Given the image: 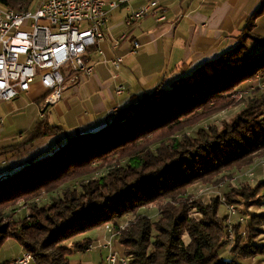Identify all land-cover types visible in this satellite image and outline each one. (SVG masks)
<instances>
[{"label": "trees", "instance_id": "trees-1", "mask_svg": "<svg viewBox=\"0 0 264 264\" xmlns=\"http://www.w3.org/2000/svg\"><path fill=\"white\" fill-rule=\"evenodd\" d=\"M32 1L0 4L27 11ZM262 16L264 5L219 58L169 86L160 83L111 114L102 128L67 136L49 154L28 157L1 179L0 250L14 238L35 264H70L73 249L66 244L111 225L110 231L120 233L114 242L130 264H242L264 258V245L257 243L264 235V214L248 211L249 203L264 198V179H258L260 169L255 183L242 176L264 159V91L259 86L264 84V38L255 33ZM244 91L248 95L240 98ZM238 107L229 120L212 122ZM41 119L5 154L64 133L45 114ZM196 184L222 185L221 196L206 205L189 194ZM152 205L158 209L153 217L126 222ZM227 206L237 211L231 224ZM90 243L73 245L85 252Z\"/></svg>", "mask_w": 264, "mask_h": 264}, {"label": "crops", "instance_id": "crops-1", "mask_svg": "<svg viewBox=\"0 0 264 264\" xmlns=\"http://www.w3.org/2000/svg\"><path fill=\"white\" fill-rule=\"evenodd\" d=\"M149 1L132 0L127 6L113 12L110 19L111 25L109 23L110 27L106 31L107 35L112 36L111 42L103 41L91 55L90 64L92 65L91 60L94 54H97L98 59L103 56L100 46L108 44L109 49L113 51L111 53L115 54L114 60L119 56L124 57L121 70L117 72L120 78L118 83H122L124 87L122 96L115 92L116 83L112 79L115 69L100 67L96 70L97 74H92V80L81 85L77 92L81 96L84 93H89L94 97L89 105L91 112L86 113L80 104L73 103L72 106H78L71 107V110L67 112H61L60 122L54 123L48 117L50 114H47L51 108L49 107L45 116L51 126H59L64 131L66 127L70 131H78V133L97 131L106 125L107 117L109 119L111 114L130 105L134 99L151 93L160 83L163 82L164 86H169L175 79L192 73L204 63L213 61L232 49L245 27L247 19L264 5V0H159L162 7L160 15L165 16L163 22H157V17H145L133 26L126 28L127 17ZM262 17L255 24V33L259 36L257 29L260 27ZM117 21L119 23L115 24ZM123 37L125 38L123 39ZM115 41L120 43V47L116 50L113 49ZM133 42L141 45L136 55L130 54ZM99 51L102 53L101 55ZM99 64L102 65L101 62ZM31 87L28 94L17 100L25 102L28 110L32 111L31 119L25 126L23 134L20 133L17 140L14 137H7L4 121L1 120L4 132L0 134V149H3L0 152V180L17 171L18 166L28 157L47 155L63 144L59 138L61 135L57 138L48 137L13 154H5L6 148L21 143L22 139L34 127L33 125L42 120L39 112H41L40 108L44 104V97L47 93L39 83H35ZM63 98L54 107L59 108L63 103ZM109 228L106 226V229ZM106 234V239H108L110 233H107V230ZM13 242H16L20 249L15 255L4 260L9 261L6 262L7 264H11L16 259H22L25 254L21 245L14 238L8 239L4 244L9 247L8 251L14 248ZM2 248L0 255H2ZM91 248L92 246L85 252H91ZM105 252L108 254L107 250ZM104 260L105 255L100 264H104ZM0 263L3 262L0 261ZM84 264L91 263L85 262Z\"/></svg>", "mask_w": 264, "mask_h": 264}, {"label": "built area", "instance_id": "built-area-1", "mask_svg": "<svg viewBox=\"0 0 264 264\" xmlns=\"http://www.w3.org/2000/svg\"><path fill=\"white\" fill-rule=\"evenodd\" d=\"M131 1L38 0L34 11H16L0 4V101L13 102L28 94L32 85L39 83L48 94L44 98L42 110L47 111L49 107L56 106L61 102L65 84L70 78L77 74H85L87 77L94 74V66L90 64L92 52L106 40L112 13ZM158 1L150 0L131 13L126 25L131 27L145 17H157V22H163L165 16L160 15L162 7ZM114 43L113 49L116 50L120 43ZM140 48L139 43L133 42L130 54L136 55ZM99 54L102 53L99 51ZM123 63L122 56L111 62V67L115 69L112 75L116 83L115 92L121 96L124 87L118 83L120 78L117 72ZM103 64L109 65V62L104 60ZM259 86L264 91V84L259 82ZM247 95L248 92L244 91L240 98ZM41 117H44V113ZM3 126L1 122L0 134L4 132ZM260 168H264V159L257 160L254 167L242 176L250 183H255V171ZM236 181L237 178H234L231 183L235 184ZM220 188L207 187L200 194L216 195L219 198ZM227 212L228 223L231 224V218L237 211L228 206ZM119 234L112 231L106 239L103 248L108 254L105 255L104 264H130L129 258L114 251L113 242ZM33 262V256L25 253L22 259H16L11 264Z\"/></svg>", "mask_w": 264, "mask_h": 264}, {"label": "rangeland", "instance_id": "rangeland-1", "mask_svg": "<svg viewBox=\"0 0 264 264\" xmlns=\"http://www.w3.org/2000/svg\"><path fill=\"white\" fill-rule=\"evenodd\" d=\"M37 1L38 0L32 1L31 7L29 10H32V11L35 10L34 7H36L35 4L37 3ZM124 6H127V5H124ZM124 6H121L120 8H122ZM111 18H112V16H111ZM137 22L138 21H136L135 23H137ZM118 23H119V21L115 22V24H118ZM110 25H111V23H110ZM110 25L108 26V28L110 27ZM259 26L260 27H258L257 32H258V34H260V37L264 38V17H262V20L260 21ZM126 28H129V26H127ZM109 31H111V29H109ZM111 38H112L111 35H107V34L105 35V39L108 40V43L111 42ZM115 40H118V39H115ZM100 47H101V50L103 52V56L102 57L99 56L100 59H98L97 54L96 55L94 54V57L91 60L92 65L95 67L94 74L98 73V71H96V70L100 67L105 68V69L111 68V62L114 60V57H115V54L111 53L113 51L111 49H109L108 44L101 45ZM252 50H253V48H252ZM105 59L109 62V65L103 64V61ZM99 62H101L102 65H100ZM92 77H93V75L90 77H87L85 74H77V75L73 76L72 78H70L66 82L65 91L63 94L64 100H63L62 105L59 108L58 107H51V108H49V112H47V114H50V115H48V117H50L52 122H54V123L60 122L61 117H62L61 112H65V111L67 112V111L71 110V107L76 108L78 106V105L72 106L73 103L80 104L86 113L91 112L89 105L93 101L94 97L90 96L89 93L88 94L84 93L81 96L77 92H78V89L81 87V85L83 86L88 81H91ZM17 100L18 99L14 100V102H12V103H3V101H2V103H0V122H2L1 120L4 121L3 123L5 125L4 128L6 131V136L10 137V138L14 137L16 140L19 138L18 136H20V133L23 134V132L26 128L25 126H27V123L29 122V120L31 119V116H32L31 115L32 111H31V109L28 110V108L26 107V103L23 101H17ZM95 102H96V100H95ZM241 108L242 107H238L235 110L221 114V115L217 116L216 118H213L212 122L220 123L222 120L227 121L230 118H232L233 115H235V113L238 112ZM40 111L41 112H39V113H41V114H43V112H46V110H42V108H40ZM44 114H46V113H44ZM93 114H95V113L93 112ZM103 120H105V119H103ZM106 120H108V117ZM201 126H204L205 128L207 127L206 124H202ZM76 133H78V131L73 132V131H70V129L65 127L64 133L59 137L61 139V143H64L66 141L67 136L74 135ZM192 133L193 132H191V134ZM2 150L3 149H0V152ZM153 150H155V147L153 148ZM232 173L234 174L235 172L232 171ZM257 175H258V179H260V180L264 179V168H260V170H258V172H257ZM205 188H207V187L203 186V185L196 184V185L192 186V188H190L189 194L193 195L197 199L202 200L206 205H209V204H211V202H213L214 199H216L217 196L215 195V197H214V195L200 194L201 191ZM197 194L200 197L199 196L197 197L196 196ZM263 194H264V191H263V193H261V195L263 196ZM263 199L261 198V202H259V204H257V205H253V203H249L248 206H250V207H249L248 211H250L252 213H256V214H259V213L264 214V204L262 205ZM47 203H51V201L49 199H47ZM221 203H222V201H221ZM222 205L226 209V204L224 205L222 203ZM241 206H243V205H241ZM224 207L220 208L219 212L221 213V215H224L226 213V212H224L225 211ZM21 208H24L23 204L20 205V209ZM25 212H26V210H23V214H21V212H17V213H18V215L21 214L23 216L25 214ZM157 213H158L157 205H152L148 208L140 210V212L137 211L133 215L127 216L126 222L133 221V223H137L140 216L148 215L150 217H153L154 214L156 215ZM123 222H124V219L121 220L119 222V224H121ZM110 226L111 225H108L107 227L109 228ZM109 229H106V226H104L101 228L93 229L92 231H89V232L87 231V233L76 237L70 243L66 244V245H69V247L73 249L72 254L70 255V257H68L70 260V264H84L85 262H90L91 264H100L102 262V259L104 258V255L107 254V252H105L103 246L106 244L105 243L106 237H107L106 230H107V233L112 232ZM230 233H233V231H231ZM263 233H264V228H263ZM229 239L231 241L234 239L233 234L229 235ZM85 240L91 241V243H90V244H92L91 245L92 246L91 252L76 251L74 249L73 244L78 243V242H83ZM185 240L187 241V238ZM13 243L15 244V246L13 249H11V251H8L9 247H7L6 245L3 246L2 252H1L2 255H0V261L1 262H3V263L9 262V261H4V260H6V258L9 256L15 255L17 250L20 249L18 247V244H16V242H13ZM257 243H259L260 245H264V235L263 234L257 240ZM114 251H117L119 253L121 252V248L119 247L118 243H116V242L114 243ZM227 251H228V249L226 251H223L224 256L228 254ZM32 264H35V263L33 262ZM242 264H264V258L263 257L262 258L256 257L254 259L252 258L251 260L242 261Z\"/></svg>", "mask_w": 264, "mask_h": 264}]
</instances>
